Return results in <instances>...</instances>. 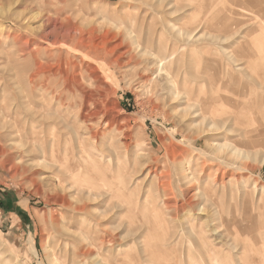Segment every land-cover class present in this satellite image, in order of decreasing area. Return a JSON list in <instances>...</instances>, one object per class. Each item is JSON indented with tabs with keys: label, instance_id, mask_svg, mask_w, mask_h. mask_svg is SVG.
<instances>
[{
	"label": "rangeland",
	"instance_id": "obj_1",
	"mask_svg": "<svg viewBox=\"0 0 264 264\" xmlns=\"http://www.w3.org/2000/svg\"><path fill=\"white\" fill-rule=\"evenodd\" d=\"M31 1L0 0V28H12L16 24L12 19L20 15L37 29L45 11ZM54 1L56 8L68 4L77 9L72 7L75 14L64 23L73 35L78 28L95 27L96 42L105 34L126 38L127 32L138 41L132 45L135 58L122 70L81 54L98 69L105 91L89 103L90 110L99 113L90 124L99 133L98 141L81 134L79 142L87 148L88 158L97 160L122 188L114 196L89 201L86 212L74 216L78 219L70 230L76 238L71 237L75 264H136L139 256L143 263L140 259L137 264H159L151 261L156 249L172 253L161 257L174 256V264H206V260L264 264V10L248 2L237 8L236 23L230 26L223 14L234 7L232 0ZM8 38L0 34L1 40ZM67 41L55 44L38 38L37 45L78 54L76 42ZM126 41L132 43L130 38ZM11 42L0 46V101L18 107L13 128L21 130L13 139L6 138L10 130L0 124V264H73L72 244L51 225L53 215L61 217L54 202L56 178L37 158V147L51 133L47 119L34 115L38 106L30 97L27 102L19 98L22 90L29 94L24 75L31 62L15 54ZM157 64L177 79L179 88L188 84L190 91L195 87L205 94L202 97L213 99L211 106H218L223 114L193 116L194 109L185 104V91L174 99L162 91ZM144 67H149L147 73ZM138 71L148 79L141 81ZM68 116L74 126L76 110ZM63 138L69 151L76 148L74 132L66 130ZM97 174L99 178L84 174L80 179L107 183L99 168ZM199 235L214 248L205 251V259Z\"/></svg>",
	"mask_w": 264,
	"mask_h": 264
},
{
	"label": "bare ground",
	"instance_id": "obj_2",
	"mask_svg": "<svg viewBox=\"0 0 264 264\" xmlns=\"http://www.w3.org/2000/svg\"><path fill=\"white\" fill-rule=\"evenodd\" d=\"M224 1H226V0H223V2ZM31 2H33V0ZM76 2H78V1H76ZM230 2L232 3V5L234 7L227 9L229 11L226 12L227 11L226 10V11H224V14H223V16H225V18L227 19L228 24L230 26H232L233 24L236 23V22L234 23L233 18H235L234 17L235 15L239 14V12H238L239 9L237 10V8H241V9L244 8L243 6L248 4V2H249V4L251 3V6L252 5L254 6L256 4L260 7L259 8L260 10H264V9H262L263 8L262 4L264 3V0H232ZM35 3H36L35 6H37L39 9L41 8V10H42L41 12L45 11V13H43L40 16V19H39L40 23H39V27H37V29H35L32 24H29L28 21L25 22L26 17H20V15H17L16 18L12 19V21L14 20V22H16L17 25L14 23V26L10 29L0 28V34H8L10 37V39L9 38L8 39L10 41H12L11 42L12 46L15 47V50H13L14 52H16L15 54H17L19 52V56H22L24 58V60L26 61V63H28L29 61L31 62L30 68H28L27 73L24 75V77H25L24 84L27 83V87L29 89V94H26L22 90L19 98H21L22 102H27L28 98L30 97V99H31L30 102L34 103L36 106H38V110L36 109L37 112L35 111L34 115H38V116H41V117H44L47 119L45 122L46 123L45 125L47 126V128L51 134L49 133L50 134V135L48 134L49 137L44 142L40 143V147L39 146L37 147L38 148V157L37 158H38V160H42L43 164H45V167L49 168L51 170V174H49L50 177L54 176L56 178V181H57V183H56L57 188L56 189H57V191H56V196H54V202L60 206L61 217H58V214L53 215L52 219H51V221H52L51 225H53L54 231L60 237L64 238V240L66 241L67 244L68 243L72 244L71 249L69 250L70 251L69 255H71L72 262H73V264H75L77 261L76 250L74 247V241L76 238H74L73 231L70 230L71 227H73L75 225V222L73 223V221L77 217H74V216L77 213H85L86 210L88 209V202L89 201H92V200L100 197L101 195L111 196V195H113V193L117 192L118 188L120 187V186L118 188L116 187L117 184H116V181H115L113 176L106 175V170L103 169L101 167V165L96 164L97 160H95V159L92 160V159L88 158L89 156H88L87 148L85 146H82L79 142V138H81V134L83 135V137H85L89 140H92L94 142L98 141L99 133L97 131L92 130L93 124L92 125H90V124L93 123V121H94L93 117L99 113H98V111H95V112L91 111L89 108V103L94 101L96 99V96L99 93L101 94L102 92L105 91V89L103 88L104 81L102 80L98 69L96 67H94L93 65L89 64L88 61L81 54H84V56L87 55L95 61L103 60L107 65H109L113 68L122 70V69L130 66L131 60H133L135 58V56L133 54L131 55L132 45H135V43H137L138 41L135 38H133V35H131L127 32V34H124L126 38H121V37H123L122 35H121V37H119L118 35H115V34H114V36H113V34H105L103 36V38L99 37V41L96 42L94 40L95 38H93L95 36L94 35L95 34L94 30H96L95 27H92V29H89V30H85L83 28H80V29L78 28V33L73 35L72 33L69 32L68 29L64 28V23L67 20H69L71 16H73L75 14L74 13L75 7L73 5H72V7H74V8H72L68 4L67 5L65 4L63 7L56 8L54 0H36ZM70 4H72V2ZM222 5L223 4H221V6ZM225 5H226V3H225ZM229 5L230 4H228V7H229ZM222 7H224V5ZM214 8L216 9L217 7H214ZM219 8H220V5H219ZM218 12H217V14H218ZM213 14L215 15L216 13H213ZM37 15H34V17ZM214 15L210 16V17L214 18ZM13 16H15V15H13ZM212 20H214V19H212ZM6 37H7V35H6ZM38 38H40L44 41L52 40V42H54L55 44H66L68 42L67 40L71 39V40L76 42L75 48L79 53L78 54H76V53L68 54L67 51L64 50L63 48H58L56 50L52 49L51 45L49 47L48 46H46V47L39 46V45H37ZM128 38H130L132 40V43H129L128 41H126ZM9 40H1L0 39V46L10 44ZM64 51H66V52H64ZM127 56L128 57L130 56L128 60H126ZM262 61H264V60L262 59ZM253 62H256V61H253ZM256 63H254V64H256ZM262 65H264V63ZM158 66H159L158 68L160 70L159 74H160V76H162V80H163L162 85H160L161 86L160 88L162 89V91L167 92L169 94L168 96L172 97L173 99L180 95V90L185 91L184 92L186 95L185 104H187L189 107L194 109L193 110V116H198V118L200 117L201 119H205V118H207L208 114H211V112L215 113V115H222L223 114V112L221 111V108H219L218 106H211L214 104L213 99H211L210 97H208V98L202 97L201 95H205V94H201L202 91L200 93L199 90H198L199 92H197L195 87L191 88V91H190L188 84H185V85L182 84L183 85L182 88H179V85L177 83V79L173 75L166 73L167 71L165 69H164L165 70L164 71L163 68L160 67L162 65H158ZM150 68H151V66H150ZM151 69H153V68H151ZM148 70H149V67H144L143 71L148 72ZM263 70H264V68L262 69V71ZM126 71H128V70H126ZM145 72L142 73V71H138V73H140L141 81H143L145 78H147L145 75L147 72L146 73ZM165 74H167V76H168L166 80H164ZM260 74H262V73H260ZM15 77H16V75H15ZM87 82L90 83L91 85H92V83L95 85H92L93 87H89L90 85L88 86ZM139 87H140V84H139ZM142 87H144V85ZM93 88H95V89H93ZM158 88H159V86H158ZM148 89H150V88L148 87ZM147 90H146V92H147ZM236 91H238V90H235V92ZM242 92H244V91H242ZM162 94H164V93H161V95ZM241 94H243V93H241ZM196 97H198L199 99ZM11 100H13V99H11ZM6 101H0V124H2L5 127H8V130H10L9 132L6 130L8 132V134L3 133V135L7 134L6 138L9 137V138L13 139V136H15V133L21 130L20 128H16V130H15V128H13V126L15 124V120H16V114L18 112V107L13 106L14 104L12 105L11 103H8V100H6ZM53 101H55L54 104H53ZM46 102H48V103H46ZM12 103H14V101H12ZM55 103H57V106H55ZM250 105H251L250 103H249V105H247L249 107L248 110L253 109L252 105L251 106ZM71 109L76 110V120H75L74 126H71L70 123L68 122V119H69L68 114H70ZM214 109H216L218 112H214L213 111ZM249 113H251V112H249ZM244 115L246 118V113ZM98 118H100V117H98ZM68 129L71 130L72 132H74L76 134V137H78L77 145L75 146L76 148H74L72 151L68 150L67 140H65L63 138L65 135V131ZM42 131H45V129ZM5 135H4V138H5ZM8 139H7V141H8ZM104 155H105V153L103 151L100 152V156H102L101 159L104 158ZM85 161H88V163H87L85 168H82V163ZM97 168H99V172L104 175L103 180L107 183H103V184L99 185V184H95L96 182L93 183L94 182L93 180H92L93 181L92 183L90 180H89L90 182L89 181L87 182V179H84V181H82L83 177H81V176H83L84 174L86 175V177L95 178V175H96L97 178H99L98 175H100V174H97ZM24 170L28 171V169H26V168H24ZM184 171H186V169H184ZM33 172H31V173L33 174ZM34 174H37V173H34ZM38 174L42 175V173H38ZM80 177L82 179H80ZM184 177L187 178V180H188L189 175L185 173ZM85 180H86V182H85ZM68 181H70V182H68ZM121 188L122 187H120L119 189H121ZM166 190H167V188H166ZM175 206L177 209V204ZM149 224H150V222H149ZM152 224H154V223H152ZM161 226L162 225H160V227ZM167 231L165 232L166 234L168 233ZM144 233H146V232H144ZM159 236H162V234ZM159 236L157 237V239H163V238H159ZM206 236H208V235H206ZM249 236H251V235H249ZM71 237L74 239L73 242L71 241ZM162 237H164V236H162ZM143 238H144V236H143ZM157 239H155V240H157ZM199 239H201L200 235H199ZM201 240H203L202 247L204 248V251H203V248H201V249L204 252L203 256L205 259V254H206L205 251L211 252L214 250V248L212 245H210L208 243V241H206V239H201ZM201 240H199L198 244L201 243ZM219 241L220 240H218V242ZM214 242H215V240H214ZM235 244H237V243H235ZM237 245L239 246V244H237ZM237 245H235L234 247H236ZM199 246H201V245H198V247ZM150 249L151 248H149V251L146 249H143V251L146 250L150 253L151 250H153V249H151V250ZM198 249H200V247ZM228 249H229V246H228ZM67 250H66V252H68ZM233 250H235V249H233ZM237 250H236V252H237ZM219 251H221V250H219ZM227 251H229V250H227ZM240 251H242L241 248H240ZM154 252H155V255H153L154 256L153 260H151L148 256V253H146L147 257L151 261H153V263L158 262L159 264H174L171 261L175 258L174 256H172V258L173 257L174 258L173 259L170 258V260L164 259L161 257V254H163V253H167V254H172V253L164 251L162 249H156V250H154ZM223 252H225V251H223ZM230 252H232V251H230ZM200 253H199V255H200ZM66 254H68V253H66ZM152 254H151V258H152ZM207 254H209V253H207ZM239 254H241V253L238 252L237 254H235L236 255L235 261H238L236 259V257H239L240 256ZM219 255H221V254H219ZM219 255H217V257H219ZM66 257H68V255H66ZM214 257H216V256H214ZM139 258L141 259L140 256H139ZM207 258H208V256H207ZM135 259L136 258H134V262H135ZM200 259H202V258H200ZM204 259H202L201 261H203ZM209 259H211V258H208V262H209ZM177 260H179V259H177ZM230 260H231V258H230ZM136 261H137V259H136ZM138 261L136 262V264L139 263ZM140 261L142 262V259ZM173 261H175V260H173ZM217 261L220 262V259L218 258ZM226 261H229V258L224 259L222 262H226ZM64 262H65V259H64ZM141 262H140V264L143 263V262L142 263ZM181 262H179V263H181ZM62 264H63V262H62ZM175 264H178V263H175ZM202 264H203V262H202ZM206 264H208L207 260H206ZM238 264H240L239 261H238Z\"/></svg>",
	"mask_w": 264,
	"mask_h": 264
}]
</instances>
